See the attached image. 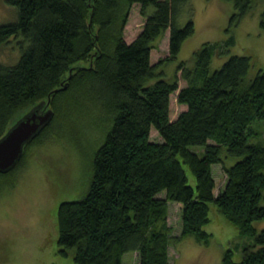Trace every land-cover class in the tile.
<instances>
[{"label": "trees", "instance_id": "16d2710c", "mask_svg": "<svg viewBox=\"0 0 264 264\" xmlns=\"http://www.w3.org/2000/svg\"><path fill=\"white\" fill-rule=\"evenodd\" d=\"M7 1L16 17L0 22V42L13 34L26 43L13 63L0 62V134L31 107H50L52 115L15 163L0 171V190L11 185L30 144L80 128L79 112L91 122L99 116L109 122L92 152L85 190L56 205L58 250L73 247L71 264H126V250L138 264H167L168 245L183 234L207 239L210 204L238 234L252 237L240 246L238 259L223 249L220 264H264V227L253 225L264 216V142L248 140L257 135L248 122L264 118V67L248 76L249 55L231 53L208 70L211 54L232 41L227 36L202 41L190 65L180 59L172 77H165L160 61L173 59L193 29L190 14L178 22L185 0ZM134 1L141 14L153 7L126 41L121 25ZM254 1L232 0L229 18L236 21ZM258 23L264 27V8ZM166 28L167 52L150 62L152 40ZM177 69L185 80L179 87ZM174 90L185 106L170 118ZM150 128L160 139L148 137ZM191 143L202 144V151L190 149ZM225 155L236 158L223 163L225 177L214 193L211 163ZM167 199L180 203L178 233L166 221Z\"/></svg>", "mask_w": 264, "mask_h": 264}, {"label": "rangeland", "instance_id": "374dc122", "mask_svg": "<svg viewBox=\"0 0 264 264\" xmlns=\"http://www.w3.org/2000/svg\"><path fill=\"white\" fill-rule=\"evenodd\" d=\"M148 4L141 14L138 2L130 3L121 34L129 41L143 22L146 13L152 10ZM264 8V0H255L249 9L236 21L229 18L233 11L232 0H185L179 10L178 22L182 24L187 15L192 18L193 29L185 35L173 59L160 61L158 66L165 77L171 78L175 63L182 59L187 65L192 63V50L202 41H219L231 36L232 41L225 45L221 53L214 51L208 62V70L217 67L229 54H248L250 66L248 76L257 67H264V27L258 23L259 14ZM16 17V7L7 0H0V22ZM20 35L10 34L0 42V62L13 63L26 41ZM167 28L155 37L149 49L150 62L157 61L167 52ZM177 75V86L185 83ZM175 91L169 94L168 114H175L185 104L175 100ZM15 120H10L9 124ZM77 123L81 128L67 129L58 134L51 132L45 138L30 144L20 164L13 171L11 185L5 184L0 190V264H71L73 247L68 246L64 252L58 250L56 241L55 210L60 199H71L79 196L86 188L89 177V164L92 152L101 142L108 123L103 118L91 122L81 112L77 115ZM8 124V125H9ZM248 124L257 130V135L249 141L264 142V118H252ZM148 137L160 139L154 128H150ZM211 141L207 138V141ZM190 149L200 153L203 145L188 144ZM236 157L225 155L223 161L211 163V172L215 181L214 191L222 186L224 165ZM186 173L187 167L184 165ZM163 194V189L158 190ZM210 203V202H209ZM166 221L171 230H180V205L174 199H167ZM222 216L221 224H217L211 209H208L209 221L204 224L209 232L205 241L197 240L186 233L168 245L167 264H220L223 249H231L230 257L238 259L240 246L250 242L252 237L238 234L235 227ZM256 229L264 227V216L253 221ZM132 250L122 253L121 260L126 264H138Z\"/></svg>", "mask_w": 264, "mask_h": 264}, {"label": "water", "instance_id": "95a60500", "mask_svg": "<svg viewBox=\"0 0 264 264\" xmlns=\"http://www.w3.org/2000/svg\"><path fill=\"white\" fill-rule=\"evenodd\" d=\"M52 115L50 107L34 106L19 114L0 134V171L10 168L22 152L23 144Z\"/></svg>", "mask_w": 264, "mask_h": 264}, {"label": "crops", "instance_id": "0c3cea01", "mask_svg": "<svg viewBox=\"0 0 264 264\" xmlns=\"http://www.w3.org/2000/svg\"><path fill=\"white\" fill-rule=\"evenodd\" d=\"M214 193H215V191H214ZM176 203L178 204V201H176ZM179 205H180V203H179ZM209 209H211L212 210V212H213V214H214V217H216L215 218V221H216V223L217 224H221V220L223 219L222 218V216L218 213V210L215 208V206L213 205V204H210L209 205ZM209 216H208V220L207 221H209Z\"/></svg>", "mask_w": 264, "mask_h": 264}]
</instances>
